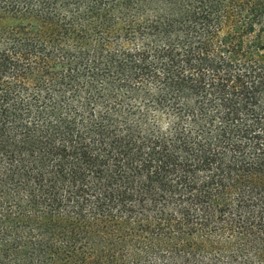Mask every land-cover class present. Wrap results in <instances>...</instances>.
Here are the masks:
<instances>
[{
	"label": "trees",
	"instance_id": "obj_1",
	"mask_svg": "<svg viewBox=\"0 0 264 264\" xmlns=\"http://www.w3.org/2000/svg\"><path fill=\"white\" fill-rule=\"evenodd\" d=\"M0 264H264V0H0Z\"/></svg>",
	"mask_w": 264,
	"mask_h": 264
}]
</instances>
